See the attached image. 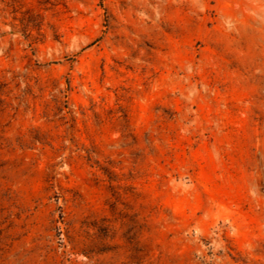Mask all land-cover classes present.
<instances>
[{
	"label": "rangeland",
	"instance_id": "rangeland-1",
	"mask_svg": "<svg viewBox=\"0 0 264 264\" xmlns=\"http://www.w3.org/2000/svg\"><path fill=\"white\" fill-rule=\"evenodd\" d=\"M0 264H264V0H0Z\"/></svg>",
	"mask_w": 264,
	"mask_h": 264
}]
</instances>
